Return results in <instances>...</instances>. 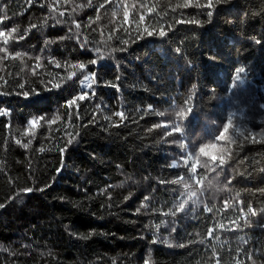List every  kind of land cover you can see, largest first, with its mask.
<instances>
[{"label": "trees", "instance_id": "1", "mask_svg": "<svg viewBox=\"0 0 264 264\" xmlns=\"http://www.w3.org/2000/svg\"><path fill=\"white\" fill-rule=\"evenodd\" d=\"M0 33V264H264V0H0Z\"/></svg>", "mask_w": 264, "mask_h": 264}, {"label": "snow or ice", "instance_id": "2", "mask_svg": "<svg viewBox=\"0 0 264 264\" xmlns=\"http://www.w3.org/2000/svg\"><path fill=\"white\" fill-rule=\"evenodd\" d=\"M211 2L209 3V5H208V7H210L211 8ZM127 15H128V13H127V11H125V17L127 18ZM209 15H211V12H209ZM3 33H0V35H2ZM161 35H164V33L162 32L161 33ZM244 71V69L243 68H240L239 70H238V73H242ZM237 79H239V75H237ZM79 99L80 100H84L85 99V96L84 95H81L80 97H79ZM181 115H182V113H181ZM251 211V210H250ZM253 214H255V213H253ZM210 232H211V230H210Z\"/></svg>", "mask_w": 264, "mask_h": 264}, {"label": "rangeland", "instance_id": "3", "mask_svg": "<svg viewBox=\"0 0 264 264\" xmlns=\"http://www.w3.org/2000/svg\"><path fill=\"white\" fill-rule=\"evenodd\" d=\"M89 83H90V79H89V76H87L85 78V81L82 83V87L86 89L89 88Z\"/></svg>", "mask_w": 264, "mask_h": 264}]
</instances>
